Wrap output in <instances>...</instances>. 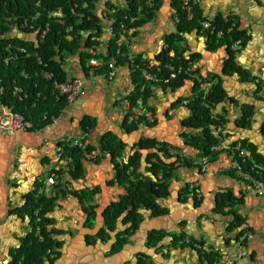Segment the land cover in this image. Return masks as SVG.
Returning a JSON list of instances; mask_svg holds the SVG:
<instances>
[{
	"label": "crops",
	"instance_id": "crops-1",
	"mask_svg": "<svg viewBox=\"0 0 264 264\" xmlns=\"http://www.w3.org/2000/svg\"><path fill=\"white\" fill-rule=\"evenodd\" d=\"M108 2L117 9L125 8L127 4L126 0H101L93 13L101 21L102 34L95 37L86 33L77 53H63L60 59L56 57L62 62L67 79L77 78L83 83L79 96L67 103L55 122L41 126L31 122L32 128L25 132L0 129V264H11L15 251L31 233V219L24 210L30 195L44 196L52 202V211L48 215L52 225L48 230L60 231L52 235L61 243L58 257L52 263L45 260L42 264H136L140 258H148L152 264H208V255L213 256L214 264L226 259L233 264H264V196L257 195L251 183L242 179V175L250 177L246 172L235 169L234 150L238 145L230 151H213L216 155L212 158L206 156L204 172L195 166L203 157L202 151L189 145L186 136L200 135L201 131L185 126V122L191 114L190 106L195 95L193 81L198 75H192L193 79L185 80L176 90L145 79L149 96L143 98V86L136 100L141 99V109L150 117H138H143L138 129L127 133L124 130L126 108L122 101L136 88L128 63L116 65L112 79L91 78L83 68L82 53L97 56L107 53L113 22L108 15L114 12L107 7ZM196 2L205 18L237 19L239 30L248 40L236 57L235 65L263 85L264 0ZM159 5L155 16L131 30L126 41L130 56H147L152 66L158 64L155 57L164 48L165 37L176 32L177 18L171 0H160ZM184 37L189 48L186 53L199 56L192 70L197 69L202 77L207 78L205 89L213 83L219 84L228 99L236 102L227 100L213 110L214 116L221 115L224 110L227 119L222 128L211 129L219 140L213 147L247 139L264 154V139L259 133L264 127V100L260 98L264 95V88L258 92L255 83L244 82L237 75L224 72L228 58L224 46L210 49L207 39L196 31ZM9 38L32 43L34 48L38 45L37 31L22 32L17 26ZM88 39L97 43L93 49L86 47ZM244 104L254 108L250 128L236 125ZM10 111L13 112L0 101V114ZM84 117L95 123L89 133L80 127ZM105 134L115 135L125 144L124 163L128 157L139 154V177H152L149 172L151 163L155 162V158H150L152 154L156 153L166 165L172 164L167 178L168 195L156 201L160 208L167 210L166 214L156 216L151 210L136 209L141 217L137 220V228L131 230L127 221L129 207L116 217L112 230L106 227V210L117 203L126 190L116 180L112 158L98 148L99 138ZM84 135L81 147L92 146L95 150L82 160L81 178H75L71 160L59 158L58 154H62L64 145L80 141ZM141 140L166 144L170 157H164L155 149H139L137 144ZM183 160L187 164L183 165ZM51 172L58 175L55 185L46 182ZM196 182L199 183V198L188 189ZM87 192L88 200L84 198ZM222 201L224 208H221ZM232 213L244 220V225L237 231L230 229ZM102 230L105 236L100 237ZM240 230H245L244 237L251 233L252 238L245 243H242L243 237L237 241L236 232ZM125 232H128L126 242L114 250L118 236ZM157 232L165 237L161 241L154 237L152 244L149 235ZM38 239L42 240V237L38 236Z\"/></svg>",
	"mask_w": 264,
	"mask_h": 264
},
{
	"label": "trees",
	"instance_id": "trees-1",
	"mask_svg": "<svg viewBox=\"0 0 264 264\" xmlns=\"http://www.w3.org/2000/svg\"><path fill=\"white\" fill-rule=\"evenodd\" d=\"M101 0H0V88H3V94L0 96V101L7 105L13 112L22 114L26 120L33 122L39 126L50 122L51 116L57 117L67 105L64 97L56 99L50 88V82H47L40 76L41 70L52 73L54 79L59 82L66 81V74L62 69V62L59 60L63 53L74 54L78 52L80 43L86 33H91L95 37L102 34L101 21L93 13L94 8ZM160 0H126L125 8H115L111 2L107 3V7L114 10L108 18L112 20L111 39L109 41L108 50L105 56H97L94 53H82V65L86 71L85 61L94 57L108 61L110 58H116V65L125 62V59L116 56V49H120L121 53L127 55L128 49L126 42L121 46L116 45V40L124 33L129 39L128 33L141 25L149 22L159 9ZM193 5L194 15L192 19H188L186 12L181 8L180 0H171L172 7L175 10L177 23L176 32L168 35L164 39V48L155 57L157 66H150V60H142V56H134L133 71L135 91L129 96L133 102L140 96L144 99L149 96V88L145 85L148 81L142 75L147 72L154 75L157 83L162 86L169 87L171 90L180 88L184 81L193 79L192 75H198L197 80L194 79V101L190 106L191 114L185 122V126L194 131H201V134H189V145L198 148L202 151V156L209 158L216 153L211 151V148L219 143V140L214 136L212 128H222L226 123L225 111L222 114L213 115V110L218 105L231 101L236 103L234 99H228L227 94L219 84H211L206 90L199 89V81L207 82V78L202 77L197 69L192 70L195 63L198 62V54H187L189 48L187 46L185 34H190L194 31L203 35L208 42L210 49H215L224 46L228 53V58L225 62L224 72L228 75H237L242 81L255 83L257 91L260 92L262 87L256 83L255 77H252L246 70L235 65V55L230 49L232 40H241L242 46L248 40V37L243 31L239 30L237 19L223 18L221 16L211 19L212 26L223 31V36L218 38L215 33L210 34L208 30H203L202 22L207 20L202 16L198 8L196 0H190ZM60 11L61 18L57 19L52 16V13ZM62 21V23L60 22ZM24 23L32 25V29L24 27ZM19 27L22 32L41 31L47 29V34L44 41L34 48L32 43L23 42L16 38H9V34L13 28ZM230 32H227L228 29ZM123 29L125 31L123 32ZM71 37L70 40L67 37ZM86 47L93 49L97 44L91 40L86 41ZM11 46L9 49L8 47ZM25 47L29 52H36L47 67L37 64L33 57H26L19 53L16 49ZM187 52V53H186ZM59 57V59H56ZM5 58H9L7 64L4 63ZM106 70V68H103ZM24 72L26 78H22L20 73ZM175 74L174 78H170V74ZM167 80V82H164ZM199 80V81H198ZM150 83V82H149ZM19 86L26 94V98L18 100L12 94L13 87ZM40 94V98H38ZM254 108L250 105H242L241 116L238 118L236 125L239 128H250ZM125 117L124 130L127 133L136 131L143 121V117L132 121ZM36 122V123H34ZM94 121L84 117L80 121V127L83 132L89 133L94 128ZM261 137L264 139V127L259 130ZM221 136V135H220ZM238 145L234 150L235 160L239 164L240 169L246 172L251 178L259 179L264 183V154L258 151V147L247 139H243L238 143L229 145L230 149ZM137 147L139 149H155L161 152L166 158L170 157L167 153V146L164 143H156L151 140H141ZM100 152L108 154L114 163L116 171V180L122 185L126 194L120 198L117 203L107 210L108 222L106 224L109 230L114 228L116 217L129 207V215L127 221L130 222V229L135 230L140 220L141 215L136 212V209L151 210L156 216L167 213L166 209L160 208L156 201L165 198L167 193V178L169 177L172 164L166 165L158 158L157 154H152L150 158H155V162L151 163L149 172L154 177H139L137 172L140 164L139 154L136 153L132 157H128L126 163L121 159L124 156L125 144L115 135L105 134L99 138ZM95 150L92 146L74 147L70 144L62 147L61 157L71 160L73 166V176L81 178L83 173L82 160ZM240 151L248 154L247 157L239 155ZM120 159V160H119ZM177 161H180L177 158ZM182 161V160H181ZM187 161L183 160V165ZM188 166V165H187ZM194 166V164H193ZM260 166V167H257ZM263 167V168H261ZM161 175L159 178L158 176ZM89 193L85 195V199H89ZM221 208H224V202L221 203ZM24 210L28 213L31 219V233L23 240L22 246L17 249L13 255L11 264H42L45 260L53 262L57 257V250L61 248V243L57 242L52 235L59 233L57 230H48V226L52 225V219L49 214L52 211V202L44 196L30 195L24 206ZM37 211V214H35ZM230 229L237 231L244 225V220L236 213L231 214ZM138 220V221H137ZM37 228L39 235L36 234ZM244 231L236 232V240L239 241L244 237ZM127 233H122L117 238L114 250H118L123 243L126 242ZM105 232L102 231L101 235ZM42 237V240L38 239ZM105 236V235H104ZM183 236V235H179ZM178 236V237H179ZM161 241L165 235L161 232L152 233L149 235V241L152 244L153 238ZM177 239V238H176ZM245 243V241H242ZM50 250L51 255L47 253ZM52 255H54L52 257ZM208 255V264H214L215 259ZM137 264H151L148 258L139 259Z\"/></svg>",
	"mask_w": 264,
	"mask_h": 264
},
{
	"label": "built area",
	"instance_id": "built-area-1",
	"mask_svg": "<svg viewBox=\"0 0 264 264\" xmlns=\"http://www.w3.org/2000/svg\"><path fill=\"white\" fill-rule=\"evenodd\" d=\"M181 2V8L182 10H184L186 12V16L188 19H192L193 15H194V10H193V5L191 4L190 0H180ZM196 2V1H195ZM52 16H54L57 19L61 18V13L60 11H56L54 13H52ZM62 23V21H60ZM24 27H28L29 29H32V25H29L28 23H24ZM202 27L203 30H208L210 34L215 33L216 36L218 38L223 36V31L221 30H217L212 26V21L211 19H207L205 21L202 22ZM33 31V30H31ZM125 31V29H123V32ZM231 29L229 28L227 30V32H230ZM38 33V44L42 43L44 41V38L47 34V29H43L41 31H37ZM126 42V37L124 35V33H122L119 38L116 40V45L117 46H121L122 44H125ZM11 46L8 47V49ZM230 49L233 51L234 55H235V59L236 57L239 55L240 51L242 50V43L241 40H232L231 44H230ZM19 53L25 55L26 57H33L37 64L40 66H43L44 68L47 67L46 64L43 63L42 59L38 56V54L36 52H29L27 48L25 47H18L16 49ZM121 50L118 48L116 49V56L121 57V59H125V62L128 63L129 67L133 68L134 66V57L130 56L128 53L127 55L123 54L120 52ZM142 60H147V56H142L141 57ZM9 58H5L4 63L7 64L9 62ZM158 65V64H157ZM156 65V66H157ZM150 66L151 62H150ZM106 68L105 71H103L102 69ZM86 71L87 74L91 77V78H95V77H104L106 79H112L115 77V72H116V58L112 57L110 58L108 61H101L98 59H89L87 61V67H86ZM144 76V78L150 82H157V79L155 78L154 75H151L147 72H143L142 74ZM20 76L22 78H26V75L24 72L20 73ZM40 76L50 82V88H51V92L53 94V96L58 99L61 97H64L66 100V103H70L72 101H74L80 94L82 87H83V83L81 82L80 79H67L66 81L63 82H59L56 81L54 79V76L52 73H49L45 70H41L40 72ZM175 74L171 73L170 74V78H174ZM199 81V80H198ZM164 82H167V80H164ZM206 84L202 83L201 81H199V89L201 90H206L205 89ZM3 94V88H0V96ZM12 94L13 96H15L18 100H23L26 98V94L23 92V90L15 85L13 87L12 90ZM38 98H40V94L37 95ZM124 107L126 108V113H125V117L128 116V120L132 121L137 119L138 117L145 115L147 117H150L149 114H147L146 112H143L141 109V99H137L134 102L129 98V96L122 101ZM57 117L55 116H51L49 118L50 122H55ZM128 121V122H129ZM32 124L31 122H29L28 120H26V118L19 113L16 112H1L0 114V129L3 130H12V131H28L29 129L32 128ZM86 135H84L80 141H74V142H69L71 146L74 147H81L83 144V140L85 139ZM220 150H228L230 151V147L229 145L223 144L216 146V147H212L211 151H220ZM239 155L242 157H247L248 154L244 151H240ZM58 157H61V153L58 154ZM207 160L208 157H202L200 162L197 163L195 166L197 168H199V171L204 172L206 169V164H207ZM235 169L238 170L239 172L241 171L239 164L236 162L235 163ZM57 177L58 175L55 172H51L50 175L47 177V184L48 185H55L57 183ZM249 182L251 183V187L252 190L259 196H264V183L263 181L259 180V179H255V178H251ZM198 185L199 183H192L188 186V189L191 190V192H193L194 196L196 198H199V191H198ZM36 214V213H35ZM38 229V228H37ZM39 230V229H38ZM39 233V231L37 232ZM252 238V234L251 233H247L245 234V237H243L242 241L248 242L250 239ZM48 253H50V251H48ZM217 264H233V262L229 259L226 260H220L218 261Z\"/></svg>",
	"mask_w": 264,
	"mask_h": 264
},
{
	"label": "rangeland",
	"instance_id": "rangeland-1",
	"mask_svg": "<svg viewBox=\"0 0 264 264\" xmlns=\"http://www.w3.org/2000/svg\"><path fill=\"white\" fill-rule=\"evenodd\" d=\"M261 87H262V89H263V88H264V84L261 85ZM248 94H250V92H248ZM260 98L264 100V95H263V96H260ZM236 174H237V173H236ZM242 179H243L244 181H249V180H250V177L245 176V175H244V176L242 175ZM42 188H44V185H42ZM40 191H41V190H40ZM24 231H27V230L25 229Z\"/></svg>",
	"mask_w": 264,
	"mask_h": 264
},
{
	"label": "flooded vegetation",
	"instance_id": "flooded-vegetation-1",
	"mask_svg": "<svg viewBox=\"0 0 264 264\" xmlns=\"http://www.w3.org/2000/svg\"><path fill=\"white\" fill-rule=\"evenodd\" d=\"M121 160H122V159H121ZM111 206H112V205H111ZM111 206H110V207H111ZM110 207H109V208H110ZM109 208H108V209H109ZM108 209H107V210H108ZM107 210H106V212H105V219H106V224H107V222H108V215H107ZM106 227H107V226H106ZM103 230H104V229H103ZM103 230H102V231H103ZM99 236L101 237V233H100V235H99ZM163 239H164V238H163ZM140 259H142V258H140ZM148 260H149V259H148ZM138 261H139V259H138ZM138 261L136 262V264L138 263ZM149 262H150V260H149ZM150 263L152 264V262H150Z\"/></svg>",
	"mask_w": 264,
	"mask_h": 264
},
{
	"label": "water",
	"instance_id": "water-1",
	"mask_svg": "<svg viewBox=\"0 0 264 264\" xmlns=\"http://www.w3.org/2000/svg\"><path fill=\"white\" fill-rule=\"evenodd\" d=\"M18 33H20V32L18 31ZM20 34H21V33H20ZM156 152H157V151H156ZM152 177H153V176H152ZM152 177H151V178H152Z\"/></svg>",
	"mask_w": 264,
	"mask_h": 264
}]
</instances>
